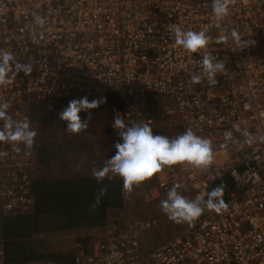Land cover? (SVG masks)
I'll use <instances>...</instances> for the list:
<instances>
[{"label": "built area", "instance_id": "obj_1", "mask_svg": "<svg viewBox=\"0 0 264 264\" xmlns=\"http://www.w3.org/2000/svg\"><path fill=\"white\" fill-rule=\"evenodd\" d=\"M211 5L212 0H0V49L20 63L30 58L33 63L28 76L18 73L0 87V103L10 104L13 119L30 121L34 103L113 95L126 123L152 129L162 123L160 135L170 138L191 128L212 141L209 168L165 167L147 186L148 200L158 201L175 183L184 193L205 198L219 180H232L227 211L210 212L147 255H140L139 238L150 221L126 226L110 218L86 249L75 245L81 250L73 264H264V142L259 139L264 136V0H237L223 21ZM174 25L185 31L207 28L210 43L188 53L176 45ZM205 54L225 62L215 85L203 73ZM193 76L201 82L193 83ZM235 125L250 134L251 145L237 146L235 141L249 137ZM19 147L17 153L12 144H0L7 152L0 158V218L22 214L32 202L36 151ZM6 263L0 234V264Z\"/></svg>", "mask_w": 264, "mask_h": 264}, {"label": "clouds", "instance_id": "obj_2", "mask_svg": "<svg viewBox=\"0 0 264 264\" xmlns=\"http://www.w3.org/2000/svg\"><path fill=\"white\" fill-rule=\"evenodd\" d=\"M237 0H212V13L218 21H223L230 15V10ZM37 25H43L44 21L40 17L35 18ZM174 36L176 45L188 53H197L206 49L211 37L207 34L208 29L199 31H185L179 25H174ZM235 36L236 33L233 32ZM226 39V37L222 38ZM250 44L255 41L250 40ZM203 73L207 77L209 85H215L217 73L223 74L225 62L216 60L205 54L202 59ZM33 71L31 58L28 63H20L16 56L6 49H0V87H7L12 83L18 73L23 72L28 76ZM193 83H200V76L191 78ZM103 98L89 101L87 96L69 101L59 114L61 121L67 122L66 131L70 134H79L87 129L92 120L89 110L96 109ZM10 104L5 101L0 103V143L12 144L15 151H21L20 145L25 149H31L35 143L37 132L31 127L27 117L15 120L8 114ZM88 113L87 119L82 120L79 113ZM112 127L116 130L120 140L114 144L116 153L107 159L104 165L93 171V176L98 184H102L105 179L119 177L122 180L123 190L130 194L134 186L153 177L164 170L165 167L187 166L197 170L209 168L214 160L212 141L209 138L201 137L191 129H186L182 134L170 138L165 135H154L153 130L147 123H126L122 116L114 113ZM235 131L249 137L243 143L235 141L239 148L244 144L253 143L250 134L243 131L239 125L234 126ZM231 134L228 140H232ZM264 142V136L260 138ZM30 155V152H26ZM7 155V152L0 151V158ZM225 185L221 184L206 193L207 199L198 196L191 200L181 194L182 185L175 183L167 192L166 199L160 202L161 211L167 215L168 219L176 224H191L197 220L207 209L221 214L228 210L229 205L224 201ZM107 187H102L96 194L95 202L91 206L94 210L100 203L101 198L106 194Z\"/></svg>", "mask_w": 264, "mask_h": 264}, {"label": "trees", "instance_id": "obj_3", "mask_svg": "<svg viewBox=\"0 0 264 264\" xmlns=\"http://www.w3.org/2000/svg\"><path fill=\"white\" fill-rule=\"evenodd\" d=\"M78 98H68L59 101H46L30 105L29 115L34 130L37 132L35 137L34 150L36 151V176L31 183L30 193L32 202L27 211L16 216H5L0 218V228L5 244L10 246L11 253L7 256L6 264H19L27 260L52 261L55 264H71L73 255L66 252L62 243L55 242V235L61 236L59 241H71L74 238V248L79 244L86 249L90 245L88 233L90 229L100 230L105 226L111 216H116L125 208V191L123 190L122 180L115 177L111 180L105 179L102 184H98L93 176V171L97 170L90 166L85 172H77L74 175H64L60 177L48 178L50 167L45 152L47 148L44 144L45 134L43 127L51 121H61L58 114L67 107L69 101ZM103 98L96 109H91L92 120L89 125L102 122L105 116H109L107 126L112 127L111 119L114 118L112 104H120L113 95L97 97ZM115 100L116 103L110 100ZM93 100V99H92ZM89 100V101H92ZM119 113V112H118ZM87 113H79L82 120ZM84 117V118H83ZM89 125L87 128H89ZM76 140H81L75 134ZM81 143V141H79ZM88 141H84L81 150L84 151ZM75 152L79 147H75ZM224 184L225 191L223 199L227 198L228 193L233 189L232 180L225 177L219 180L211 188ZM107 187L106 194L101 198L99 205L93 210L96 194L102 187ZM84 234L86 236H84ZM40 238L41 247L29 248L32 239ZM70 248V247H69ZM78 249V247H76ZM75 256V255H74Z\"/></svg>", "mask_w": 264, "mask_h": 264}, {"label": "rangeland", "instance_id": "obj_4", "mask_svg": "<svg viewBox=\"0 0 264 264\" xmlns=\"http://www.w3.org/2000/svg\"><path fill=\"white\" fill-rule=\"evenodd\" d=\"M96 96H91L88 100L96 99ZM113 103H116L115 100H110ZM163 101L160 99L155 104V108L160 111L162 109ZM172 108H174V104L169 102ZM112 109L114 112H119V106L112 104ZM15 109H12L14 111ZM20 111H26L27 106L23 108H19ZM91 112V111H90ZM92 113V112H91ZM88 116V113L84 116ZM110 116V115H109ZM109 116H105L102 119V122L96 123L94 125H89V128L80 132L78 135L81 137V140H76L75 134L68 133L66 129L67 122L65 121H51L50 124L46 127H43V133L45 134L44 144L47 148H45V152L48 154L47 164L49 165L51 171L48 178L52 177H60L64 175H74L77 172H85L90 166H94L95 169H100L107 159H110L112 156L115 155L116 149L114 144L117 142H122L120 137L118 136L116 130L110 129L107 126L106 118ZM83 117V118H84ZM111 117V116H110ZM113 122V119L110 120ZM153 130L154 135H160L159 132ZM95 140L96 142L95 147L92 145L91 140ZM81 141V143H79ZM84 141H88L84 151L81 150L80 152H75V147L81 148ZM3 144V143H0ZM92 148V151H91ZM93 152V153H92ZM37 155V153H36ZM34 156V158L36 157ZM33 167L35 168L36 160L32 163ZM37 172V171H36ZM156 175L149 178L148 180L142 182L138 186H134L133 190L130 194L125 192V208L121 211L118 216L121 218V222H126V225L135 221V220H148V221H155L157 220L154 225L150 228L144 230L140 234L139 242H140V255L145 256L154 249L161 246L169 237L177 233L175 231L183 232L185 229L187 230L191 226L197 223L200 219L204 216H200L197 220L193 223H183V224H176L168 219L167 215L164 214L160 208V202L166 199L165 194L161 197L158 201H150L149 196L146 193L147 186L153 183L155 180ZM212 188H209L205 191V195L207 192L211 191ZM181 194L187 197L188 199L194 200L196 199L195 194L184 193L182 190ZM207 199V197H206ZM210 211V210H205ZM156 215V216H155ZM150 217V219H148ZM125 225V223H124ZM88 233L89 236L93 238V236L97 233L96 229H90ZM165 233V234H164ZM0 234L1 228H0ZM3 236V235H2ZM86 236V235H85ZM53 239L55 242L64 243L63 245L67 248L66 252H70L71 255L77 254L79 250L84 249H77L74 248V238L70 241H59L58 234L54 236ZM31 244L29 248H36L38 246L41 247L40 238H31ZM89 250V249H88ZM5 252L7 256H10L11 249L10 246L5 244ZM69 253V254H70ZM73 264V262L71 263Z\"/></svg>", "mask_w": 264, "mask_h": 264}, {"label": "crops", "instance_id": "obj_5", "mask_svg": "<svg viewBox=\"0 0 264 264\" xmlns=\"http://www.w3.org/2000/svg\"><path fill=\"white\" fill-rule=\"evenodd\" d=\"M89 97H91V96H88L87 98H89ZM96 97H104V96H96ZM119 114L121 115V108L119 109ZM162 124V123H161ZM159 125V126H155L153 129L155 130V131H157V132H159L160 133V131H161V129H163L164 128V126H162V125ZM169 129V131L170 132H172L173 133V131L171 130V128H168ZM95 140H91V142H92V145L95 147V144H96V142H94ZM91 151H92V148H91ZM78 152H80L81 153V149L79 148V151ZM93 153V152H92ZM229 194V193H228ZM167 196V195H166ZM228 196V195H227ZM204 199H206V197L204 198ZM226 200H227V198H226ZM225 200V201H226ZM161 211V210H160ZM210 212H212V211H204L203 212V214L201 215V216H204V215H206V214H209ZM120 213V212H119ZM118 213V214H119ZM118 214L116 215V216H111V218H117V219H119V221L121 222V216L119 217L118 216ZM156 216V215H155ZM148 219H150V217L148 218ZM143 221H148V220H143ZM157 222V220H155V221H150V223H151V226L152 225H154V223H156ZM125 223V225H126V222H124ZM124 223H122V224H124ZM131 223H129L128 225H130ZM128 225H126V226H128ZM180 231V229L179 230H177V231H175V232H179ZM97 233H98V230H97ZM96 233V234H97ZM96 234L93 236V238H91L90 239V242L92 241V240H94V238L96 237ZM165 234V233H164ZM174 234H176V233H174ZM84 236H85V234H84ZM91 236H89V238H90Z\"/></svg>", "mask_w": 264, "mask_h": 264}]
</instances>
